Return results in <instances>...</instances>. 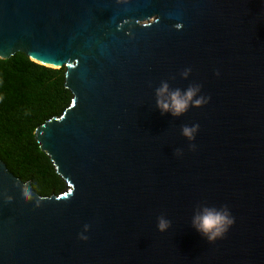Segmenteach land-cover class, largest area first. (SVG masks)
Returning <instances> with one entry per match:
<instances>
[{
	"label": "water",
	"instance_id": "water-1",
	"mask_svg": "<svg viewBox=\"0 0 264 264\" xmlns=\"http://www.w3.org/2000/svg\"><path fill=\"white\" fill-rule=\"evenodd\" d=\"M16 51L63 68L69 102L33 137L64 185L40 195L0 159V264H264V0H0ZM161 80L210 99L162 115ZM197 203L229 206L222 239L191 226Z\"/></svg>",
	"mask_w": 264,
	"mask_h": 264
},
{
	"label": "trees",
	"instance_id": "trees-1",
	"mask_svg": "<svg viewBox=\"0 0 264 264\" xmlns=\"http://www.w3.org/2000/svg\"><path fill=\"white\" fill-rule=\"evenodd\" d=\"M69 99L62 67L45 66L19 51L0 58V159L40 195L57 193L64 182L39 149L33 128L59 114Z\"/></svg>",
	"mask_w": 264,
	"mask_h": 264
},
{
	"label": "clouds",
	"instance_id": "clouds-1",
	"mask_svg": "<svg viewBox=\"0 0 264 264\" xmlns=\"http://www.w3.org/2000/svg\"><path fill=\"white\" fill-rule=\"evenodd\" d=\"M191 72L190 68H185L180 72L182 78H187ZM219 75V72L216 73ZM175 79V77H171ZM202 85L199 83H190L185 89L170 88L167 80H161L158 87L155 88V104L160 110L161 114L170 113L172 117H179L186 113L190 107H202L208 103L210 97L205 95H198L201 92ZM199 130V124L194 123L191 126L182 125L181 135L188 141L195 139L196 133ZM195 144L190 143L189 148L195 149ZM181 149H175V155L181 154ZM22 199L27 201H33L36 207H39L41 201L45 198L43 196L35 197L31 187L27 184H18ZM13 197L8 194H4V200L11 202ZM157 230L165 232L171 226V221L161 213L157 216ZM235 218L232 216L229 206L227 204L216 206H209L203 203H197L193 209V215L191 218V226L200 233L203 238L210 243L215 242L218 239H222L229 228L234 224ZM89 225H83V232L78 233V238L81 240H87L88 236L84 233L89 230Z\"/></svg>",
	"mask_w": 264,
	"mask_h": 264
}]
</instances>
